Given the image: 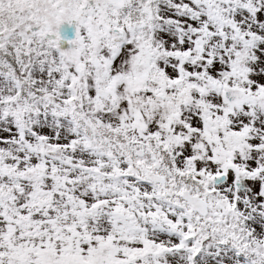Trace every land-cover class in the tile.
I'll use <instances>...</instances> for the list:
<instances>
[{
	"label": "snow or ice",
	"instance_id": "6c2138e0",
	"mask_svg": "<svg viewBox=\"0 0 264 264\" xmlns=\"http://www.w3.org/2000/svg\"><path fill=\"white\" fill-rule=\"evenodd\" d=\"M0 264H264V0H0Z\"/></svg>",
	"mask_w": 264,
	"mask_h": 264
},
{
	"label": "rangeland",
	"instance_id": "374dc122",
	"mask_svg": "<svg viewBox=\"0 0 264 264\" xmlns=\"http://www.w3.org/2000/svg\"><path fill=\"white\" fill-rule=\"evenodd\" d=\"M68 26H62V35L64 34V29ZM74 37V29L69 31V38Z\"/></svg>",
	"mask_w": 264,
	"mask_h": 264
}]
</instances>
